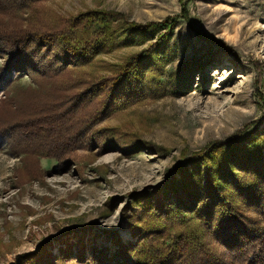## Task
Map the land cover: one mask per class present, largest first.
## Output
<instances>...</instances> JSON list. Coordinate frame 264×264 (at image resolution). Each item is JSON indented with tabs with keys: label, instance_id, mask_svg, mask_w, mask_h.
Returning a JSON list of instances; mask_svg holds the SVG:
<instances>
[{
	"label": "rangeland",
	"instance_id": "1",
	"mask_svg": "<svg viewBox=\"0 0 264 264\" xmlns=\"http://www.w3.org/2000/svg\"><path fill=\"white\" fill-rule=\"evenodd\" d=\"M90 12L121 16L110 24L114 44L87 64L70 67L59 83L107 80L148 50L138 86L131 85L137 93L99 118L104 95L90 98L76 116L97 117L93 131H101L109 147L77 150L69 167L45 157L28 163L0 148V264H29L35 256L41 258L33 264L62 258L90 264L92 256L123 264L120 247L138 244L131 224L144 217L136 199L156 195L152 203L161 201L198 224L204 218L199 184L207 174L239 214L264 231V0H46L0 13V19L60 29ZM166 19L177 22L157 46L165 29L129 28ZM7 56L0 53V68ZM49 80L14 74L0 92V120L18 101L38 97L33 91L47 99ZM178 168L186 174L175 173ZM206 240L213 245L214 239ZM23 255L30 257L16 259Z\"/></svg>",
	"mask_w": 264,
	"mask_h": 264
},
{
	"label": "trees",
	"instance_id": "2",
	"mask_svg": "<svg viewBox=\"0 0 264 264\" xmlns=\"http://www.w3.org/2000/svg\"><path fill=\"white\" fill-rule=\"evenodd\" d=\"M43 1L46 0H0V13L32 9ZM183 16L187 19L185 11ZM118 18L121 16L112 12H90L70 18L60 29H46L34 23H4V19H0V53L8 54L5 65L0 68V92H4L13 75L20 72L38 74L42 80L50 79L51 88L46 94L52 91L42 100L38 98L42 95L33 91L32 94L38 97L18 101L6 110L9 117L0 120V148L7 146L14 157L23 155L28 158V163L45 157L55 161L58 168H66L76 162L73 153L77 150L93 153L109 147L104 143L101 131H93L98 122L96 118L105 117L119 104L135 97L137 90L131 85L138 86L140 70L150 52L146 50L133 56L107 80H88L81 85L73 81L66 86L61 80L59 83L58 78L70 67L87 64L103 47L113 45L110 24ZM176 22L177 19H166L162 23L143 26L130 24L129 28L137 31L165 29V34L154 45L157 46L170 37ZM98 92L105 98L102 109L96 114L99 116L93 119L87 114L84 118L77 117ZM197 161V158L190 160L193 164ZM175 173L182 175L184 171L178 168ZM213 177V174H207V179L201 177L200 180L198 193L204 218L198 224H192V219L185 215L170 211V206L161 201L152 203L159 199L156 195L152 199L145 196L136 199L144 217L131 224L138 244L130 250L120 247V256L125 260L123 264H264V231L239 214ZM171 181L176 182V179ZM243 192L252 195L251 189H243ZM206 236L215 240L213 245ZM115 241L118 245L117 238ZM216 243L223 251L215 248ZM44 256H48L47 253ZM29 257L23 255L16 259L24 261ZM92 257L90 264H105V257ZM40 258L30 257L27 263L33 264ZM62 259L51 263L68 264Z\"/></svg>",
	"mask_w": 264,
	"mask_h": 264
}]
</instances>
